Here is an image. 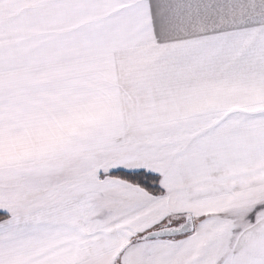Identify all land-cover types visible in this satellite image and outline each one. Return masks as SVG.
<instances>
[{
    "label": "snow or ice",
    "instance_id": "1",
    "mask_svg": "<svg viewBox=\"0 0 264 264\" xmlns=\"http://www.w3.org/2000/svg\"><path fill=\"white\" fill-rule=\"evenodd\" d=\"M0 264H264V0H0Z\"/></svg>",
    "mask_w": 264,
    "mask_h": 264
}]
</instances>
